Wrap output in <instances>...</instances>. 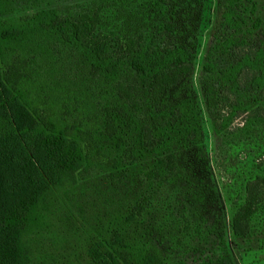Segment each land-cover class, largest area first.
I'll return each mask as SVG.
<instances>
[{
  "label": "trees",
  "instance_id": "trees-1",
  "mask_svg": "<svg viewBox=\"0 0 264 264\" xmlns=\"http://www.w3.org/2000/svg\"><path fill=\"white\" fill-rule=\"evenodd\" d=\"M14 2L0 0V264H165L154 248L140 246L131 231L144 204L126 208L124 200L115 195L121 194L126 181L134 184L140 174L150 186L153 181L173 182L176 150L191 144L203 148L200 108L187 81L191 52L180 47L160 51L150 45L135 51L134 41L123 42L130 54L129 65L146 87L145 105L150 112L143 118L144 105L137 102L139 90L119 79L118 70L126 62L122 57L115 59L110 38L97 33L102 19L98 13L63 17L51 9L19 18L11 16ZM243 9L246 11L244 0H229L226 23L239 25L237 21L244 20L239 14ZM252 22L254 29L264 27L261 18ZM54 35L80 50L92 73L105 78L118 97L115 104L102 105L105 116L101 115V127L93 133L83 124H70L59 116L65 100L70 102L66 89L36 82L26 72V58L46 53L42 39ZM220 39L217 36L216 51L231 43ZM204 69L215 71L211 63ZM216 76L224 85L213 129L226 138L235 117L244 113L240 96L232 98L233 87L227 85L239 86L238 92L244 85L263 97L264 51L249 50ZM84 107L90 110L79 100L73 108L80 112ZM246 114L240 132L264 124V105ZM91 167L104 172L99 180L107 181L106 189L78 183L77 175ZM89 192L94 202L86 206L94 210L101 205L93 216L100 237L97 240L89 232L97 240L95 244L75 226L72 212L60 200L65 194L66 201L80 208L76 196ZM263 205L264 175L258 174L247 180L244 195L235 206V237L250 234ZM80 214L86 218L84 211ZM78 242L86 243L83 255L76 248ZM51 250L75 259L61 263ZM208 264H232V260L227 255Z\"/></svg>",
  "mask_w": 264,
  "mask_h": 264
},
{
  "label": "rangeland",
  "instance_id": "rangeland-1",
  "mask_svg": "<svg viewBox=\"0 0 264 264\" xmlns=\"http://www.w3.org/2000/svg\"><path fill=\"white\" fill-rule=\"evenodd\" d=\"M228 6L229 0H15L13 4L11 16L19 18L51 9L63 17H75L81 12L98 13L102 19L97 33L110 38L113 56L122 57L126 62L118 70L119 79L139 90L136 95L137 102L144 105L141 107L143 118L150 112L145 105L146 87L140 84L137 72L129 65L130 54L126 53L123 42L134 41L135 51L150 45L160 51L180 47L191 52L193 63L187 81L200 108L203 148L191 144L176 150L174 173L177 175L173 182L153 181L150 186V181L140 174L134 184L128 185L126 181L119 190L121 194L115 195L116 199L124 200L126 208L144 204L145 209L137 215L131 231L140 246L154 248L165 264H208L227 255L232 264H264V205L259 207L247 237H235L232 231L235 206L244 195L247 180L264 175V124L250 132H240L246 112L264 105V95L244 85H240L238 92L239 86L230 83L227 86L233 87L232 98L240 96L244 113L235 117L228 128L231 135L226 138L213 129L221 109L218 95L224 85L216 76L217 72L227 69L251 49L264 51V27H252V20H264V0H244L246 11L239 13L244 19L241 23L237 21L239 25L226 23ZM217 36L225 44L227 40L231 43L216 51L213 47ZM42 43L47 52L26 58L27 74L36 82L44 81L52 87L66 89L70 102L65 100L59 116L70 124H83L85 130L93 133L101 127V115L105 116L102 105L118 101L113 86L93 74L82 52L61 40L59 35H54L53 39L43 38ZM210 63L215 68L213 74L204 69ZM79 100L90 110L85 107L84 111L75 110L73 107ZM225 112L229 113L228 109ZM102 176L103 171L91 167L80 172L77 181L106 189L107 181L99 180ZM90 193L76 196L81 201L80 208L66 201L65 194L60 195V200L72 212L75 226L86 236L91 237L89 232H92L98 240L100 235L95 230L97 222L93 216L98 215L101 205L99 203L94 210L86 206L93 201ZM80 210L86 213V218L81 216ZM93 237L95 244L97 240ZM45 244L49 246L50 242ZM78 247L80 254H85L86 243L78 242ZM51 251L60 257L61 263L75 259L68 253H63L62 257L59 251Z\"/></svg>",
  "mask_w": 264,
  "mask_h": 264
}]
</instances>
